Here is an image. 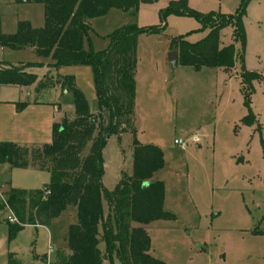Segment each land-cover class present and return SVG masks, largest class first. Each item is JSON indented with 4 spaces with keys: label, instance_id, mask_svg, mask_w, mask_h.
I'll use <instances>...</instances> for the list:
<instances>
[{
    "label": "rangeland",
    "instance_id": "374dc122",
    "mask_svg": "<svg viewBox=\"0 0 264 264\" xmlns=\"http://www.w3.org/2000/svg\"><path fill=\"white\" fill-rule=\"evenodd\" d=\"M170 1L140 3L129 11L110 9L91 19L86 48L104 52L109 36L123 26L162 27L160 12ZM240 2L188 0V5L200 15H230ZM20 21L41 28L43 6L0 0L1 32L15 33ZM243 26L244 50L234 26L227 25L219 34L220 44H232L238 53L231 69L195 71L169 65L173 39L186 35L188 42L195 43L208 32L190 16L167 15L159 34H141L137 39L135 134L125 132L107 139L101 152L102 184L112 192L122 176L131 175L134 139L161 149L163 166L151 180L163 183V209L174 217L150 223L147 231L151 255L164 264H264V0L249 1ZM0 62L41 63L42 67L29 71L39 79L55 76L53 84L38 94L30 86L0 89V141L49 143L53 118L59 119L63 111L73 112L65 76L72 78L90 112H97L89 65L51 70L50 59L37 56L30 47H0ZM243 69L259 75L246 94ZM176 139L184 145H175ZM50 180L47 171L0 165V264H49L66 247L68 228L77 221L75 207L65 208L47 227L27 225L14 238L8 235L9 189H41ZM99 249H105L102 240ZM106 264L120 262L112 256Z\"/></svg>",
    "mask_w": 264,
    "mask_h": 264
},
{
    "label": "trees",
    "instance_id": "16d2710c",
    "mask_svg": "<svg viewBox=\"0 0 264 264\" xmlns=\"http://www.w3.org/2000/svg\"><path fill=\"white\" fill-rule=\"evenodd\" d=\"M19 1V0H17ZM250 0H241L235 14H198L188 0H172L161 10V26L167 15L195 18L207 34L190 43L186 35L172 40L176 52V67L191 70L231 69L237 57L235 47L221 45L220 31L234 26V33L244 50L246 44L243 19ZM41 4L44 23L33 28L28 21L17 23L15 33L0 30V47L21 49L30 47L37 56L49 58L48 67L56 70L63 65H89L94 74L98 110L90 112L83 94L74 87L71 77H62L73 97L72 115L61 112L52 125L49 143L19 145L0 141V164L12 169H36L51 175L41 189L10 188L6 207L16 221L6 218L9 238L27 225L48 226L67 207H75L77 221L68 228L66 247L49 264H106L115 256L120 264H164L150 251L147 226L156 220L173 219L164 211V187L152 181V175L163 166V153L154 145H141L133 140L132 173L122 176L116 188L109 192L102 184V149L112 135L134 133L135 75L137 39L141 34L156 35L157 25L123 26L110 36L104 52H94L85 46L91 31L89 21L105 15L110 9L129 11L140 3L157 0H25ZM41 63L11 64L0 62V87L24 88L34 85L40 93L53 84L54 74L45 78L29 71ZM259 75L243 69L241 78L245 94ZM58 78V76H56ZM247 96V95H246ZM246 99V97H245ZM245 105L249 109L245 100ZM104 203L107 208L104 210ZM0 207V209H2ZM133 224H137L134 226ZM100 240L105 249H99Z\"/></svg>",
    "mask_w": 264,
    "mask_h": 264
},
{
    "label": "crops",
    "instance_id": "0c3cea01",
    "mask_svg": "<svg viewBox=\"0 0 264 264\" xmlns=\"http://www.w3.org/2000/svg\"><path fill=\"white\" fill-rule=\"evenodd\" d=\"M135 81H136V75H135ZM30 87H32V88H34V85H32V86H30ZM3 87H0V89H2ZM4 88H8V87H4ZM12 88H17V87H12ZM1 103H3V101L2 100H0V105H2ZM1 107V106H0ZM64 112V111H63ZM57 119H55V118H53V120H52V122L54 123L55 121H56ZM2 127V126H1ZM5 127V126H4ZM4 130V129H3ZM15 143V142H14ZM17 144H19V145H35V144H37V143H34V144H29V143H19V142H16ZM38 144H43V143H38ZM0 165H4V164H0ZM28 170H33V171H40V170H36V169H28ZM163 206H164V202H163ZM43 227H45V226H43ZM47 227V226H46ZM59 255V254H58ZM57 255V256H58ZM55 259H57V257L56 258H54V260Z\"/></svg>",
    "mask_w": 264,
    "mask_h": 264
},
{
    "label": "water",
    "instance_id": "95a60500",
    "mask_svg": "<svg viewBox=\"0 0 264 264\" xmlns=\"http://www.w3.org/2000/svg\"><path fill=\"white\" fill-rule=\"evenodd\" d=\"M19 1H25V0H19ZM168 63L169 65L172 67V68H175L176 67V64H177V56H176V52L174 51H171L169 54H168Z\"/></svg>",
    "mask_w": 264,
    "mask_h": 264
},
{
    "label": "built area",
    "instance_id": "2783aa9c",
    "mask_svg": "<svg viewBox=\"0 0 264 264\" xmlns=\"http://www.w3.org/2000/svg\"><path fill=\"white\" fill-rule=\"evenodd\" d=\"M174 144L177 145V146H183L184 145V141H182L181 139H176L174 140ZM8 220L10 222H15L16 219L13 217V216H8Z\"/></svg>",
    "mask_w": 264,
    "mask_h": 264
}]
</instances>
